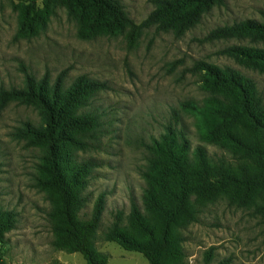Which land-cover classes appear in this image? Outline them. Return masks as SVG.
Masks as SVG:
<instances>
[{
    "label": "trees",
    "instance_id": "16d2710c",
    "mask_svg": "<svg viewBox=\"0 0 264 264\" xmlns=\"http://www.w3.org/2000/svg\"><path fill=\"white\" fill-rule=\"evenodd\" d=\"M154 8L136 24L120 0H27L17 7V36L34 37L51 17L63 9L83 41L123 36L128 49L136 47L144 30L182 37L224 0H150ZM261 20L246 19L210 30L200 44L219 40H246L217 52L246 69L264 75V9ZM252 45V46H251ZM180 64H169V73ZM23 87L0 90V110L9 102L32 107L39 123L22 122L9 137L39 151L34 188L50 204L48 219L57 248L80 253L85 264H107L96 250V234L105 208V193L95 199L88 220L79 212L88 201L84 191L99 167L95 159L79 153L91 147L87 139L101 127L102 115L91 109L95 95L110 91L106 81L77 76L66 86L67 70L50 82L36 79L24 66ZM186 73L197 76L199 87L211 93L202 104L179 103L171 109L162 132L143 144L146 164L139 175L144 182L142 207L131 202L127 223L117 214L104 240L123 250L141 254L148 264H185L180 230L198 221L199 206L225 199L236 208H250L264 225V104L253 79L230 67L195 62ZM182 114L195 118L200 142L224 155L212 156L202 145L192 147ZM17 214L0 208V247L15 228ZM214 248L204 252V264L214 259ZM0 264L3 262L0 260ZM218 264H230L223 259Z\"/></svg>",
    "mask_w": 264,
    "mask_h": 264
},
{
    "label": "rangeland",
    "instance_id": "374dc122",
    "mask_svg": "<svg viewBox=\"0 0 264 264\" xmlns=\"http://www.w3.org/2000/svg\"><path fill=\"white\" fill-rule=\"evenodd\" d=\"M120 1L136 24L154 8L150 0ZM26 2L0 0V90L23 87L21 66L36 79L47 74L50 82L67 70L66 86L80 75L109 84L111 90L97 93L91 102V109L102 115L101 127L87 139L91 147L79 153L81 159L92 158L99 164L84 191L88 201L79 218L88 220L95 199L105 193L96 250L107 257V264H148L141 254L125 251L103 235L117 214L127 223L132 200L142 207L144 182L139 171L147 157L143 144L162 132L171 109L179 103L202 104L211 95L185 69L197 61L235 69L254 80L264 104V75L217 54L230 45H250L246 40L197 42L216 27L261 20L264 0H224L180 38L146 29L133 49L127 48L123 36L78 39L75 24L63 9L37 36H17V7ZM37 5L41 7V0ZM174 61L180 64L169 73ZM182 118L192 147L202 145L210 155L229 160L224 151L199 141L195 118L187 114ZM25 121L40 122L32 107L12 101L0 110V208L17 214L15 228L5 234L6 243L0 247V260L3 264H85L80 253L53 244L47 216L50 204L45 193L34 188L39 151L9 137ZM198 209V221L180 230L185 264H204V252L210 247L214 248L210 264L228 258L230 264H264V225L252 209L236 208L225 199Z\"/></svg>",
    "mask_w": 264,
    "mask_h": 264
}]
</instances>
